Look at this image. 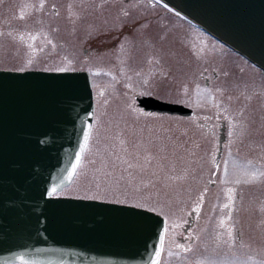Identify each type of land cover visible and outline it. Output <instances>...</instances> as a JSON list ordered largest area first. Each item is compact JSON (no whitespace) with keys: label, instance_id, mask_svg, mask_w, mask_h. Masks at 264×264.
Listing matches in <instances>:
<instances>
[{"label":"rangeland","instance_id":"374dc122","mask_svg":"<svg viewBox=\"0 0 264 264\" xmlns=\"http://www.w3.org/2000/svg\"><path fill=\"white\" fill-rule=\"evenodd\" d=\"M0 68L93 73L90 138L57 195L160 213L163 264H264L261 68L158 0H0ZM136 95L195 115L147 114Z\"/></svg>","mask_w":264,"mask_h":264},{"label":"water","instance_id":"95a60500","mask_svg":"<svg viewBox=\"0 0 264 264\" xmlns=\"http://www.w3.org/2000/svg\"><path fill=\"white\" fill-rule=\"evenodd\" d=\"M162 1L264 69V0ZM139 102L192 114L151 96ZM94 110L87 71L0 69V264L159 263L161 215L56 196L77 172Z\"/></svg>","mask_w":264,"mask_h":264},{"label":"flooded vegetation","instance_id":"af4514ba","mask_svg":"<svg viewBox=\"0 0 264 264\" xmlns=\"http://www.w3.org/2000/svg\"><path fill=\"white\" fill-rule=\"evenodd\" d=\"M82 70H84V69H82ZM87 71H89V70H87ZM90 72V74H91V77H92V81H93V89H94V79H93V73L91 72V71H89ZM142 96H148V95H136V97H135V100H136V103L135 104H133L135 107H137L139 110H141V111H143V112H145V113H147V114H152V115H166V116H171V117H181V118H188V117H184V116H182L181 114H167V113H158V112H152V111H148V110H146L145 108H144V106H142L141 104H140V102H139V98L140 97H142ZM151 96H153V95H151ZM94 97H95V93H94ZM155 97V96H154ZM156 98H158V97H156ZM158 99H160V98H158ZM160 100H163V101H167V102H172V101H168V100H165V99H160ZM172 103H178V102H172ZM180 104H182V103H180ZM187 106V105H186ZM95 112H96V102H95ZM194 113H193V115L192 116H190V117H194ZM224 129V133L225 134H227V126H226V122H224V121H222L221 122V127H220V134H221V129ZM226 140H227V135H225V140L223 141V142H220V137H219V148H220V151L222 150V148L224 147L223 145H224V143H226ZM221 155H222V152H218V156H217V159H218V162H219V160H220V157H221ZM193 214V213H192ZM195 214H194V216L192 215V217H190L189 218V224H186V226L185 227H183V233H182V236H179L178 237V239L179 240H181V241H185L186 239H188V238H190L189 239V243H191V245H190V247H189V249L190 248H192V243L194 242V240H195V238H194V236H191L190 235V232H189V230H190V227L194 224V222H195ZM237 234H238V240L240 241L241 240V236H240V230H238V232H237ZM191 236V237H190ZM165 241H166V230H165V236H164V242H163V251H162V255H161V260H160V263L159 264H163L162 263V261H164V255H165V253L167 252V250H165V247H164V244H165ZM176 247H174V249H175ZM173 249V248H172ZM181 250H182V256H181V258L183 259V261H186V259H189V260H191L190 258H188V255L187 254H189V253H187V251H188V249L186 250V248H184V246L182 247V248H180ZM264 250V249H263ZM175 251L176 250H174V252L173 253H175ZM176 254V253H175ZM183 255H185V257H183ZM201 261V260H200ZM200 261H199V264H200ZM22 264V263H21ZM170 264H172V262L170 263ZM197 264V263H196Z\"/></svg>","mask_w":264,"mask_h":264},{"label":"snow or ice","instance_id":"6c2138e0","mask_svg":"<svg viewBox=\"0 0 264 264\" xmlns=\"http://www.w3.org/2000/svg\"><path fill=\"white\" fill-rule=\"evenodd\" d=\"M21 18H23V15L21 16ZM21 39H23V37H21ZM30 39L35 40L36 37H35V36H31ZM30 46H31V45H30ZM229 198H231V197H229ZM225 207H228V205H225ZM222 223H223V222H222Z\"/></svg>","mask_w":264,"mask_h":264},{"label":"bare ground","instance_id":"6f19581e","mask_svg":"<svg viewBox=\"0 0 264 264\" xmlns=\"http://www.w3.org/2000/svg\"><path fill=\"white\" fill-rule=\"evenodd\" d=\"M181 15V14H180ZM182 16V15H181ZM182 17H184V16H182ZM185 19H187L186 17H184ZM188 20V19H187Z\"/></svg>","mask_w":264,"mask_h":264}]
</instances>
